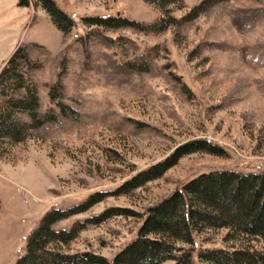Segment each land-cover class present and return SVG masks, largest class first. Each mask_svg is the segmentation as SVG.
I'll return each instance as SVG.
<instances>
[{
  "label": "rangeland",
  "instance_id": "rangeland-1",
  "mask_svg": "<svg viewBox=\"0 0 264 264\" xmlns=\"http://www.w3.org/2000/svg\"><path fill=\"white\" fill-rule=\"evenodd\" d=\"M54 1L72 18L67 33L32 0H0V69L18 46L30 59L15 57L23 85L0 81V116L8 114L20 129L18 138L0 130V264L24 251L28 231L46 209L67 208L93 191L105 195L52 224L81 223L74 237L48 246L109 263L135 237L146 208L197 173L264 170V0H219L191 17L199 0L170 3L172 19L162 29L167 15L145 0ZM89 15L124 16L160 29L87 24L82 16ZM54 84L60 106L49 98ZM26 86L36 116L51 110L49 119L33 124L25 110L8 107ZM194 138L215 144L219 154L184 153L161 175L116 192L131 174ZM108 209L121 212L95 219ZM224 232L203 228L193 232V243L177 245L192 249L197 262L200 247L240 245L223 239ZM246 242L264 246L256 237Z\"/></svg>",
  "mask_w": 264,
  "mask_h": 264
},
{
  "label": "trees",
  "instance_id": "trees-1",
  "mask_svg": "<svg viewBox=\"0 0 264 264\" xmlns=\"http://www.w3.org/2000/svg\"><path fill=\"white\" fill-rule=\"evenodd\" d=\"M145 1L154 3L167 15L168 19H163L160 23L162 29L172 19L167 5L179 3L181 0ZM216 1L219 0H199L192 7L188 17ZM32 2L46 12L53 25L62 33L70 30L73 24L71 16L58 7L54 0ZM29 3L30 0H18L19 5ZM82 19L87 24L108 27L132 25L144 31L160 29L155 28L156 24L153 22L144 23L124 16L89 15L82 16ZM22 49L18 46L0 69V81L13 79L17 85H23L15 68V57L21 54L28 63L30 59ZM129 63L132 64V61ZM55 86L56 84L49 89V98L60 106V102L54 99ZM1 87L4 88V84ZM25 91L24 96L9 99L8 107L25 110L33 118V124L49 119L51 110L36 116L33 89L26 86ZM0 130L13 138H18L20 133L17 124L9 121L8 114L0 116ZM198 149L214 154L220 152L219 147L204 138L188 140L177 146L169 156L131 174L116 187V192H125L161 175L179 156ZM104 195L102 191L97 190L80 203L67 208L52 206L46 209L39 221L28 231L24 251L12 264H160L165 259H172L173 264H264V246L252 247L246 242L253 237L264 242V170L243 172L234 168H218L197 173L182 185V191L173 189L146 208L135 237L115 253L109 263L101 256L86 252L67 254L50 249L48 245L52 241L66 243L82 226L81 223H73L68 229H55L52 224L70 213L88 208ZM120 212L117 209H108L95 219L99 221L109 214ZM203 228H224L223 239L238 240L241 243L229 247H200L196 250L197 262H193L192 249H184L177 245V242L193 243V232Z\"/></svg>",
  "mask_w": 264,
  "mask_h": 264
},
{
  "label": "bare ground",
  "instance_id": "bare-ground-1",
  "mask_svg": "<svg viewBox=\"0 0 264 264\" xmlns=\"http://www.w3.org/2000/svg\"><path fill=\"white\" fill-rule=\"evenodd\" d=\"M180 191H182V190H180Z\"/></svg>",
  "mask_w": 264,
  "mask_h": 264
},
{
  "label": "built area",
  "instance_id": "built-area-1",
  "mask_svg": "<svg viewBox=\"0 0 264 264\" xmlns=\"http://www.w3.org/2000/svg\"><path fill=\"white\" fill-rule=\"evenodd\" d=\"M178 187H180V186H178Z\"/></svg>",
  "mask_w": 264,
  "mask_h": 264
}]
</instances>
